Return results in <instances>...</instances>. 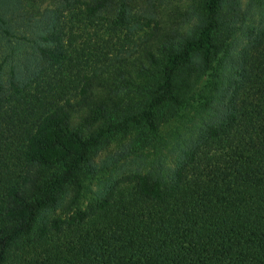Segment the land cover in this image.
Here are the masks:
<instances>
[{"label": "trees", "instance_id": "trees-1", "mask_svg": "<svg viewBox=\"0 0 264 264\" xmlns=\"http://www.w3.org/2000/svg\"><path fill=\"white\" fill-rule=\"evenodd\" d=\"M250 8L0 0V264H264V19L251 26ZM190 110L166 156L114 175Z\"/></svg>", "mask_w": 264, "mask_h": 264}, {"label": "rangeland", "instance_id": "rangeland-1", "mask_svg": "<svg viewBox=\"0 0 264 264\" xmlns=\"http://www.w3.org/2000/svg\"><path fill=\"white\" fill-rule=\"evenodd\" d=\"M251 6L248 14L253 15V21L251 22V26H258L262 19H264V0H242V11L246 12L248 8ZM239 35V34H238ZM240 37V35H239ZM240 51L239 48L235 50V54ZM193 112L186 111L180 114V116L171 122H169L167 125L163 126L160 130V136L159 139L154 142L150 148L145 150L143 153H141V157H134L132 155H128L127 158H125L123 161H120L115 165L114 169V175H120L127 172H131L134 170L137 166L136 162L139 160H143V165L148 166L152 160L156 159V154L159 156H166L168 149L170 148V144H173V142L177 139L176 131L179 134H184L185 130L192 125V119ZM118 150L116 148H110L107 152L101 154L99 158L97 159L98 163H104L106 161L107 157L114 156ZM147 168V167H145ZM112 167H108L104 170L103 173H100L97 178H100L102 176H106L108 171H110ZM96 179L92 180L91 182L87 183L86 186L83 189L82 195V205L81 208L85 207V201L89 197L90 193H92L96 188Z\"/></svg>", "mask_w": 264, "mask_h": 264}]
</instances>
